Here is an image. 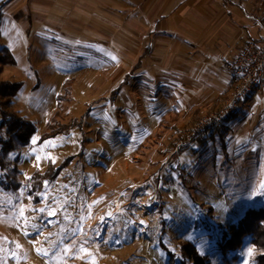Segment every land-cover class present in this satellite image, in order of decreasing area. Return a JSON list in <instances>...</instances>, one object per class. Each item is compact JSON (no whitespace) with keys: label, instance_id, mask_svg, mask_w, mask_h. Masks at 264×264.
<instances>
[{"label":"rangeland","instance_id":"1","mask_svg":"<svg viewBox=\"0 0 264 264\" xmlns=\"http://www.w3.org/2000/svg\"><path fill=\"white\" fill-rule=\"evenodd\" d=\"M0 1V49L15 59L0 64V81L21 83L11 109L35 126L0 171V264H195L193 249L209 264H255L248 235L219 246L264 208V88L229 113L223 138L211 132L228 115L198 130L228 98L198 118L203 107L155 102L144 118L136 56L75 27L54 6L70 0ZM68 80L67 129L44 138ZM14 167L18 188L6 190Z\"/></svg>","mask_w":264,"mask_h":264},{"label":"crops","instance_id":"2","mask_svg":"<svg viewBox=\"0 0 264 264\" xmlns=\"http://www.w3.org/2000/svg\"><path fill=\"white\" fill-rule=\"evenodd\" d=\"M54 6L89 36L110 38L123 55L136 56L137 109L144 118L155 102L203 107L195 118L216 110L234 86L226 64L244 42L264 38V5L257 0H70L69 7Z\"/></svg>","mask_w":264,"mask_h":264},{"label":"trees","instance_id":"3","mask_svg":"<svg viewBox=\"0 0 264 264\" xmlns=\"http://www.w3.org/2000/svg\"><path fill=\"white\" fill-rule=\"evenodd\" d=\"M0 3L3 4V2L1 1ZM263 22L264 21H262V23ZM263 39L264 38H251L252 41L257 43L263 42ZM0 64H15V59L7 48L0 49ZM70 83L71 81L68 80L63 84L65 93L64 95L57 97L58 110L53 115L51 123L47 125L46 129H48V132L44 134V138L53 137L58 133V131H65L67 129V126H64L63 128L59 119L61 118V116H63V112L65 111L63 103L69 101L70 86L68 85H70ZM20 87V82L15 83L4 80L0 81V129L5 130L6 135L5 138H0V171L2 172H4L5 168L7 167V159L9 155L21 147L27 146L30 142L31 137L35 133V126L30 121L22 118L11 109L12 98L16 95ZM256 93L259 92H257L256 90L252 91L245 97V100L254 97ZM234 114L235 112H233L232 114H228V116L222 121L221 126L216 127L214 130H212L211 136L223 138V136L219 137L218 135H225L226 127L224 123L227 120L233 118ZM64 166L65 163H63L56 170L55 174L52 177V180ZM9 172V174H6L7 182L6 185H4V189H17L18 181L16 180V178H11V176L15 174L16 177L18 169L14 167ZM247 235L250 236L251 244L254 246V249L256 251V254L254 256L255 264H264V208L250 209L246 211L235 224H231L228 227V230L225 232V239L223 240L222 244H220L219 249L223 250L228 246H237ZM230 240L233 243L232 245H229ZM189 253L191 259L194 260L195 264H209V262H206L204 257L199 256L194 249Z\"/></svg>","mask_w":264,"mask_h":264},{"label":"built area","instance_id":"4","mask_svg":"<svg viewBox=\"0 0 264 264\" xmlns=\"http://www.w3.org/2000/svg\"><path fill=\"white\" fill-rule=\"evenodd\" d=\"M257 1L264 5V0ZM226 68L230 72L234 83L231 94L225 101L223 108L211 114L205 125L203 124L204 126H201L198 132L211 128L212 123L218 125L252 91H262L264 39L261 43L249 41L241 46L233 61L226 64Z\"/></svg>","mask_w":264,"mask_h":264},{"label":"snow or ice","instance_id":"5","mask_svg":"<svg viewBox=\"0 0 264 264\" xmlns=\"http://www.w3.org/2000/svg\"><path fill=\"white\" fill-rule=\"evenodd\" d=\"M33 143H35V139H33ZM47 143L51 144L52 142L49 141ZM237 143H239V141ZM39 159H40V157L37 156V160L38 161H39ZM28 179H31V178H28ZM259 187H260L261 190H264V181L261 182V184L259 185ZM44 210L45 209H43V208L39 209L40 212H43ZM22 213H23V210H21V214ZM48 214H49V216L55 215V210L54 209L49 210ZM81 250L82 251H85L84 249H81ZM66 251H67V249H66ZM44 254L46 255L47 253L45 252ZM252 254H253V249L252 248H248L246 255L251 256ZM245 264H247V261L245 262Z\"/></svg>","mask_w":264,"mask_h":264},{"label":"bare ground","instance_id":"6","mask_svg":"<svg viewBox=\"0 0 264 264\" xmlns=\"http://www.w3.org/2000/svg\"><path fill=\"white\" fill-rule=\"evenodd\" d=\"M142 225V224H141Z\"/></svg>","mask_w":264,"mask_h":264}]
</instances>
